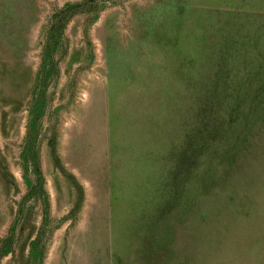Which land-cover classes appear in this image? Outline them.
I'll return each mask as SVG.
<instances>
[{"label":"rangeland","instance_id":"1","mask_svg":"<svg viewBox=\"0 0 264 264\" xmlns=\"http://www.w3.org/2000/svg\"><path fill=\"white\" fill-rule=\"evenodd\" d=\"M74 1L0 0V264H264V0L72 14L42 92L38 184L29 110L51 15Z\"/></svg>","mask_w":264,"mask_h":264},{"label":"trees","instance_id":"2","mask_svg":"<svg viewBox=\"0 0 264 264\" xmlns=\"http://www.w3.org/2000/svg\"><path fill=\"white\" fill-rule=\"evenodd\" d=\"M90 2H92V0H80V1L64 3L51 15V17L53 18L55 16H59L61 18V21L57 23H51L46 30L45 42L43 44L41 51V64L39 66V74L37 78L38 90L37 93L35 94V97L33 99V102L29 110V118L26 126V133L24 136V146L27 148V151L30 152L29 158L32 161V165L34 168L33 172L36 175L38 184H40L41 182V175L37 167V161L33 150V146L36 137L38 119L42 113L43 104H44L42 92L44 89L45 81L49 73L55 69V62L53 60L52 53L56 45L57 36L61 33L65 22L69 19V17H71L72 14L81 11L83 9H87V6ZM50 31H52L51 34ZM20 158L23 162L22 164L25 170L26 161L24 154L21 155ZM25 181L29 188L26 191V193L22 196L20 203L26 200V198L29 197L30 194L31 181L29 180L28 177L25 178ZM42 210H43V223H45L47 217V201L45 198H43ZM11 244H12V227L10 229L9 235L5 236L4 239L2 240V243L0 244V257L9 251ZM34 244L35 243L33 242L32 246H34ZM38 264H40V257L38 259Z\"/></svg>","mask_w":264,"mask_h":264}]
</instances>
